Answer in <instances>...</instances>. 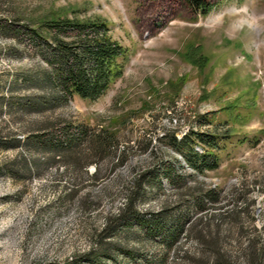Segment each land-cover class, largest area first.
Masks as SVG:
<instances>
[{
  "label": "rangeland",
  "instance_id": "obj_1",
  "mask_svg": "<svg viewBox=\"0 0 264 264\" xmlns=\"http://www.w3.org/2000/svg\"><path fill=\"white\" fill-rule=\"evenodd\" d=\"M198 2L206 13L195 0H0V21L100 19L127 49L97 98L28 109L23 97L50 92L36 78L48 63L30 38L0 32V264H156L162 253L164 264H264V0ZM65 122L87 129L45 162L53 151L39 139L65 138ZM103 126L117 134L105 150ZM171 130L229 133L218 168L169 182L164 162L193 170ZM157 168L162 185L144 180L137 215L123 212L138 172ZM196 180L219 189L205 210L193 204ZM143 215L184 227L165 247ZM249 244L263 255L249 258Z\"/></svg>",
  "mask_w": 264,
  "mask_h": 264
},
{
  "label": "trees",
  "instance_id": "obj_2",
  "mask_svg": "<svg viewBox=\"0 0 264 264\" xmlns=\"http://www.w3.org/2000/svg\"><path fill=\"white\" fill-rule=\"evenodd\" d=\"M197 8H202L206 13L208 8L195 0ZM202 6V7H201ZM39 27L27 25L22 29L18 24H12L0 21V32L7 34L15 39L30 38L32 44L39 48V52L44 56L48 63V70L42 71L38 77L47 84L51 89L49 93L26 95L22 98L23 105L28 109H44L60 104L70 94L76 93L81 97L95 99L100 96L123 71V59L126 57L127 49L118 41L108 35V25L102 20H78L67 17L50 18L40 21ZM68 38H73L70 40ZM48 47L49 49H47ZM119 56L122 61H119ZM56 128V127H53ZM60 132L65 138L43 135L39 140L47 141L53 154L47 157L45 162L56 161L57 154L63 149L72 148L80 133L84 135L86 127H76L65 122L60 127ZM97 139L100 149H109L111 144L116 140L117 134L114 127H101L98 131ZM167 134L168 142L181 153L187 164L193 169L187 173L178 172L171 162H164L161 166L163 174L169 182L176 184L185 182L188 178H195L196 172H204L218 168L220 164L219 140L226 138L229 133L224 135L216 131H186L180 137L175 134L174 130ZM57 136V135H56ZM222 136V137H221ZM30 138H37V135H30ZM61 138V139H60ZM28 140V139H26ZM16 143L20 139H14ZM199 144L203 149L200 151L195 147ZM224 147V146H223ZM101 150V151H102ZM36 166L38 163H35ZM160 169H147L135 176L132 183V192L127 198L122 211H127L130 215H137V209L134 206L133 198L137 192H140L146 185L144 180L147 178L151 183L162 185L159 173ZM159 176V177H158ZM150 177V178H149ZM196 188L192 192L193 204L195 207L205 210L209 202H215L219 198V189L215 185H205L203 180L195 181ZM135 191V195L134 194ZM142 190L141 192H143ZM227 213V209L223 213ZM143 225L146 232L155 231L160 235V239L165 247H169L178 233L183 229L184 223L181 218L175 220L169 228L165 227L158 217H152V222H147V217L143 215ZM155 218V219H153ZM253 244H249L247 256L257 258L263 255V251L256 252ZM167 257L162 253L160 261L156 264H164Z\"/></svg>",
  "mask_w": 264,
  "mask_h": 264
}]
</instances>
